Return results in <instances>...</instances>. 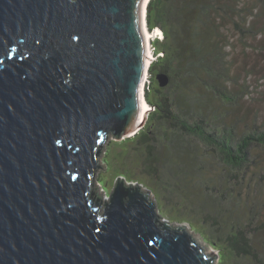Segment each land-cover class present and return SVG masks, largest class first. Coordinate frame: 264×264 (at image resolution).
Returning a JSON list of instances; mask_svg holds the SVG:
<instances>
[{"label":"water","instance_id":"1","mask_svg":"<svg viewBox=\"0 0 264 264\" xmlns=\"http://www.w3.org/2000/svg\"><path fill=\"white\" fill-rule=\"evenodd\" d=\"M149 2L0 0V264L219 262L142 184H95L109 137L144 128Z\"/></svg>","mask_w":264,"mask_h":264},{"label":"trees","instance_id":"2","mask_svg":"<svg viewBox=\"0 0 264 264\" xmlns=\"http://www.w3.org/2000/svg\"><path fill=\"white\" fill-rule=\"evenodd\" d=\"M263 6L258 1L249 7L243 0H151L148 29L158 28L164 36L154 44L146 90L154 111L144 128L120 147L121 177L165 172L174 181L169 190L177 199L174 204L182 216L189 212L196 223L198 216L202 219L195 224L219 250V264H264V113L256 110L227 120L228 109L214 106L237 105L246 89L245 84L239 90L231 87L240 74L232 73L236 62L229 60L222 29L234 26L244 39L249 34L256 40L263 30L256 31L255 24L248 28L246 14ZM248 58L244 52L245 75L258 74ZM162 73L170 77L165 88L158 81ZM111 145L118 147V142ZM174 148L187 151V157L178 154L170 160L168 150ZM137 159L140 173H132ZM182 175L186 184L179 181Z\"/></svg>","mask_w":264,"mask_h":264},{"label":"rangeland","instance_id":"3","mask_svg":"<svg viewBox=\"0 0 264 264\" xmlns=\"http://www.w3.org/2000/svg\"><path fill=\"white\" fill-rule=\"evenodd\" d=\"M258 1L264 4V0H245V2L243 0V3L251 7L254 3ZM250 13L252 12L250 11L249 14H246L245 20V23L248 28L255 24L256 31L263 30L262 33L256 38V40L253 39L249 34L246 35L248 37L244 39L241 33L234 26H226L222 29L223 34L228 38V41L226 40L225 50L229 54V60H234L236 62L235 67L232 68V73L236 74L235 71L239 72L241 80L240 83V80L237 77L236 82H234L235 87L233 85H231V87L233 88V90H239L240 84L246 85L245 91L240 93L241 101L239 100V103L237 105L230 107L225 106L221 102H218L214 105L216 108H220L222 111L228 109L226 111L227 120H233L236 117L243 118L251 111L256 110L262 111L264 113V49H262L264 47V43H261V41L264 40V6L261 7L257 12L253 14ZM257 15H259V17H256ZM248 28L246 27V29ZM223 34L221 33L222 39L225 38ZM153 36L154 35L152 34L151 38H153ZM160 38L161 37H159L158 35V38H156L155 40H151V42L155 44V42L162 40V38ZM244 52L249 55L247 63H249V66H254L252 68H257L259 70L258 74L253 76L245 75V69H243V65L245 64ZM230 62L232 61H229V63ZM166 92H168V90H166ZM152 109L153 108H150L151 111L149 113V116L154 111V109ZM114 141L118 142V147H114L111 145ZM123 145L124 139L116 140L114 139V135H111L107 143L105 144V150H103L102 157H99L100 166H104V169L106 171L104 172L102 169H99L97 171L95 175V184L101 188L100 193L104 192L103 204H105L106 200H109L111 198V193L114 190L117 180L119 178L121 179L124 177L127 179V181L132 183H138L135 180L140 179L139 183L143 185L144 191L149 192L150 198L157 204V212L162 218L161 222L164 223L166 221L172 227H186V230L190 235L198 239L202 245L210 249L214 254H218L219 250L217 249V247L205 239L206 232L196 226L197 223H201L202 219L198 216L196 219V223L193 218V215L189 212L182 216L180 209L181 207L177 208V205L174 204L177 199L174 197L173 194H170L169 191L171 190L170 183L172 184L174 181L172 179L168 181L167 177L164 176V171L166 170L162 169L161 174L162 172L164 173L159 177H136V179H134V176L131 175L129 177L120 176V173L123 172L121 165L122 161L124 160L121 155V152H124V150H122L120 147H123ZM168 151L170 152V155L168 156L170 160H177L178 156L176 155L178 154L181 157H187V151L183 154L182 152L177 151L176 148H174L172 151ZM137 157L141 156H139V154L137 153ZM140 165L141 162L139 159H137L134 165L132 166L134 167L132 173H140ZM217 171L218 170H216L215 173H217ZM185 175H182L179 180L182 184L187 183V177ZM163 189H165V191ZM179 202L181 204H184L186 201L185 199H182ZM217 264H219V262Z\"/></svg>","mask_w":264,"mask_h":264},{"label":"bare ground","instance_id":"4","mask_svg":"<svg viewBox=\"0 0 264 264\" xmlns=\"http://www.w3.org/2000/svg\"><path fill=\"white\" fill-rule=\"evenodd\" d=\"M143 32H144V37H145V42H146L147 61L149 63H151L153 60H155V56L153 55L154 53L152 52V50L147 49L148 44H149V40H148V38H146V36H149V38H151V34H149L148 31L145 28H144ZM147 86H148V84L144 80L143 86H142V89H141V99H142L143 109H144V111L146 113V117L144 119V122L140 125V127H143V126H145L147 124L148 118H149V113H150V108H151L150 105L148 104L147 100L144 97V96H146Z\"/></svg>","mask_w":264,"mask_h":264},{"label":"built area","instance_id":"5","mask_svg":"<svg viewBox=\"0 0 264 264\" xmlns=\"http://www.w3.org/2000/svg\"><path fill=\"white\" fill-rule=\"evenodd\" d=\"M152 34L154 35L153 38H149V36L146 37L149 40V44H148L147 49L152 50V52L154 53L155 52V48H154V44L151 42V40H155L156 38H158V35H159V37H161L163 39V33L161 31H159L158 29H155L152 32ZM152 34H151V36H152ZM150 64L148 65V69H147V72H146V75H145V78H144L146 83H148V81H149V67H150Z\"/></svg>","mask_w":264,"mask_h":264},{"label":"clouds","instance_id":"6","mask_svg":"<svg viewBox=\"0 0 264 264\" xmlns=\"http://www.w3.org/2000/svg\"><path fill=\"white\" fill-rule=\"evenodd\" d=\"M145 19H146V18H145ZM145 29H146V28H145ZM158 30L161 31L160 29H158ZM161 32H162V31H161ZM148 33H149V32H148ZM162 33H163V32H162ZM146 37H147V36H146ZM163 38H164V36H163ZM162 40H163V39H162ZM154 56H155V54H154ZM153 61H154V60H153ZM153 61H152V62H153ZM147 62H148V61H147ZM152 62H151V64H152ZM149 64H150V63H149ZM149 64H148V65H149ZM151 64H150V66H151ZM149 69H150V67H149ZM147 84H148V83H147ZM150 107H151V106H150ZM151 108H152V107H151ZM150 111H151V110H150Z\"/></svg>","mask_w":264,"mask_h":264}]
</instances>
